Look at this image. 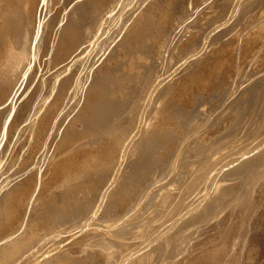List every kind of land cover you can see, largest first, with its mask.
<instances>
[{
    "label": "bare ground",
    "instance_id": "1",
    "mask_svg": "<svg viewBox=\"0 0 264 264\" xmlns=\"http://www.w3.org/2000/svg\"><path fill=\"white\" fill-rule=\"evenodd\" d=\"M0 264H264V0H0Z\"/></svg>",
    "mask_w": 264,
    "mask_h": 264
},
{
    "label": "rangeland",
    "instance_id": "2",
    "mask_svg": "<svg viewBox=\"0 0 264 264\" xmlns=\"http://www.w3.org/2000/svg\"><path fill=\"white\" fill-rule=\"evenodd\" d=\"M190 1H192V0H190ZM241 44H242V43H239L238 48H240V47L242 46ZM239 53H240V49L238 50V56H237V60H238V61L236 60V62H237V63L235 64L236 66H237V64H240L239 62H241V60H242L241 58H240L241 60L239 59V57L242 56V54H239ZM242 58H243V56H242ZM239 60H240V61H239ZM255 63H256V62H255ZM258 63H259V61L257 60V64H255V65H258ZM81 103H82V101H81ZM80 105H81V104H80ZM78 108H80V107H77V108L72 112V114H73V113L77 114V113H78V111H77ZM72 114L69 116V119H67V120L65 121L66 124H67L68 120L71 121L72 118H70V117H72L73 115L76 116L75 114H73V115H72ZM74 116H73V117H74ZM74 118H75V117H74ZM74 118H73V119H74ZM64 126H65V125H64ZM72 237H73V238H71V239H74L75 237L77 238L76 235H75V236H72ZM76 238H75V239H76ZM65 248L67 249L68 247H65ZM65 248H64V249H65ZM64 249H63L62 253L65 252V254H67V251H68V250L65 249V251H64ZM68 252H69V251H68ZM62 253H61V254H62ZM59 254H60V253H59ZM63 254H64V253H63Z\"/></svg>",
    "mask_w": 264,
    "mask_h": 264
}]
</instances>
